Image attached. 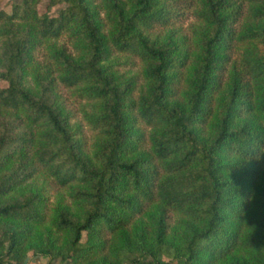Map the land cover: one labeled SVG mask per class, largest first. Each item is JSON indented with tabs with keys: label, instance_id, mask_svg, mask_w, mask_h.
Listing matches in <instances>:
<instances>
[{
	"label": "trees",
	"instance_id": "obj_1",
	"mask_svg": "<svg viewBox=\"0 0 264 264\" xmlns=\"http://www.w3.org/2000/svg\"><path fill=\"white\" fill-rule=\"evenodd\" d=\"M95 1L50 0L64 4L55 14L38 0L0 7V112L31 130L0 120V264L49 251L29 245L47 217L42 200L6 197L39 171L76 204V216L60 207L49 218L69 234L71 264L103 253L150 205L180 215L183 232L167 238L161 220L133 263L264 264V0ZM157 28L162 41L151 39ZM62 35L81 56L54 47L50 64L89 102L91 155L68 111L26 82L30 68L37 85L53 81L36 51ZM114 52L141 61L136 95L105 65Z\"/></svg>",
	"mask_w": 264,
	"mask_h": 264
},
{
	"label": "rangeland",
	"instance_id": "obj_2",
	"mask_svg": "<svg viewBox=\"0 0 264 264\" xmlns=\"http://www.w3.org/2000/svg\"><path fill=\"white\" fill-rule=\"evenodd\" d=\"M21 1L0 0V7L10 12L12 6ZM49 1L38 0L37 9L40 13L48 12L49 14H55L60 7L64 6L62 3L54 7H48ZM95 3H98V0ZM192 22L193 17L186 16L183 20L177 22L176 25L182 33H187L188 25ZM165 34L166 29L157 28L151 34V39H159L162 41ZM54 47L65 50L67 54H71L75 58L81 56V52L75 48V44L67 35H62L55 39H45L36 51V62L40 64L38 70L41 75L47 77L49 80L53 79V81L48 85L46 80H44L43 84L39 83L37 85L33 78L34 72L30 68L29 73L26 75L27 85L32 87L36 95L43 94L47 100L61 105L68 111L74 132L83 139L86 147L85 150L88 155H91L97 134L84 117V111L90 108L89 102L80 96V92L77 89L65 87L58 81L57 73L52 64H50V50ZM260 48H262L261 45ZM105 65L110 66V71L121 86L132 78L137 87L135 89V95L138 93L139 86L144 84V80L140 74L142 63L136 56L122 52H114L110 59L105 62ZM0 120H6L7 122L14 121L16 131H23L25 134L31 132L25 126V122L20 120V117L13 112H0ZM2 126L0 123V127ZM67 195L68 188L57 186L45 171H39L31 180L6 196L16 199L20 203L28 201L33 196L40 198L44 205L43 208L46 211L47 217L45 222L32 228L29 245L33 247H46L49 251L46 254H32L30 252L24 264H71L65 257L69 234L67 232H57L49 222V218L54 210L60 207L66 208L69 211V215L76 216L78 213L76 211V204ZM161 220L166 223L167 238L178 237L182 234L183 230L180 226L182 218L180 215L170 211H163L155 205H150L144 214L137 217L126 228L127 230L122 235L110 237L109 243L103 253L95 258L80 260L78 264H139L132 262V260L138 257L139 251L136 249L139 248L138 245L140 243H143L141 247L145 251L150 249L147 245L154 242L157 226ZM15 224L17 226L22 225V223ZM146 259L148 260L149 257H146ZM180 263L181 261L178 260L177 264Z\"/></svg>",
	"mask_w": 264,
	"mask_h": 264
}]
</instances>
